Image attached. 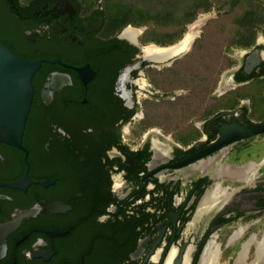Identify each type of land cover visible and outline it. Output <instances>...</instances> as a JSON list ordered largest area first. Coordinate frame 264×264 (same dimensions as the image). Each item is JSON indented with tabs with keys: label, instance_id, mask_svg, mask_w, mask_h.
Here are the masks:
<instances>
[{
	"label": "flooded vegetation",
	"instance_id": "obj_1",
	"mask_svg": "<svg viewBox=\"0 0 264 264\" xmlns=\"http://www.w3.org/2000/svg\"><path fill=\"white\" fill-rule=\"evenodd\" d=\"M130 28L125 27L117 35L110 33L102 8L89 7L82 0H0V43L19 58L57 62L44 64L33 78L34 97L23 136L24 149L0 143V264H176L180 257L181 264H201L211 244L213 251L219 246L217 263L221 264L223 248L215 234L249 218L250 214L264 212V199H260L246 208L248 211L220 215L221 212L206 218L214 211L225 209L232 194L244 188L249 189L248 194H264V188L260 187L264 181L257 183V175L250 183L243 181L246 187L241 189H230L221 183L212 185L211 179L204 176L189 185L181 181L166 182L167 177L187 169L156 172L165 165L180 162L174 161L176 148L169 163L155 170L148 167V174L141 175L142 187L135 188L128 181L127 169L132 168L133 153L143 151L148 144L153 152L159 143L153 140L133 150L124 138L123 128L137 119L139 92L161 96L142 76L152 68L161 71L164 65L143 62V50L149 44L143 41L144 32L136 29L140 32L137 35L140 48L133 46L131 41L135 38L128 31ZM115 39L134 47L137 50L134 58L128 47L112 52L109 42ZM129 60L133 62L126 64ZM89 66L94 78L85 84L83 79L87 78ZM263 66L264 63L254 73H259ZM127 69L131 70L129 75ZM116 71L119 75L114 81V95L129 111H136L128 123L125 115L116 123L111 122L110 108L104 102L99 103L109 89L107 76ZM80 102L93 113L91 123L78 120L82 111L78 109ZM226 113L206 121V139L188 150L197 147L195 154L217 142L219 133L214 142L206 145L209 135L218 132L221 122L247 124L238 113ZM218 116L221 119L214 121ZM261 137L264 136L257 138ZM153 158L156 160L154 154L151 161ZM170 158L168 152V158L160 160ZM155 179L176 191L168 209L163 191H156ZM203 179L209 184L200 196L198 183ZM147 180L150 182L146 183ZM46 183L48 186L43 185ZM101 184L107 187L104 191L110 194V199L124 204L122 209L114 203L105 208L92 207L93 194L98 191L93 187ZM217 187L226 189L227 196L213 207L202 209L206 195ZM52 205H60L63 210L51 213L48 208ZM146 205V211L155 215L148 225L153 232L145 231L134 251L125 258L120 251L105 254L103 244L111 239L106 238L105 232L98 234L99 226L108 225L112 231L110 222L115 215L122 218L121 211L125 209V215L130 218ZM101 209L105 213L99 216ZM246 230L247 227L236 231L230 244L238 242ZM236 234L239 236L233 241ZM245 244L249 247L244 264H264V260L258 263L264 259V236L260 239L253 235ZM253 251L254 259L249 262ZM212 258L209 256L208 261Z\"/></svg>",
	"mask_w": 264,
	"mask_h": 264
},
{
	"label": "rangeland",
	"instance_id": "obj_2",
	"mask_svg": "<svg viewBox=\"0 0 264 264\" xmlns=\"http://www.w3.org/2000/svg\"><path fill=\"white\" fill-rule=\"evenodd\" d=\"M82 1L87 6L102 9L106 7L105 0ZM163 1L165 0H113L114 3H126L132 5L133 8L140 7L148 11L154 9L166 15L165 8L167 6L164 5ZM188 1L186 0L185 3L187 4ZM210 1L211 9L206 12H199L194 22L185 26L176 23L177 20H174L173 16L169 20H163L162 24L149 23L142 27L126 26L141 30L144 32V37L146 35H151L150 37L159 35L163 39L184 32L183 39L192 26L197 23L200 26L198 29L199 37L185 55L173 62L164 64L160 69L161 71H158L159 68H152L144 73L142 77L146 84L155 88L157 94L161 96L139 92L137 99L140 103V109L137 119L123 128L124 138L133 150H138L144 143H152L155 140L159 143L156 148H162V151L170 153L171 158L168 160H160L161 157L156 160L153 158L148 166L151 170L169 163L175 148L188 150L201 140L206 139L204 124L213 119L219 111V99L216 93L219 85L224 79L229 82L228 78L234 74L244 59L242 58V51L252 52L257 47L258 42L264 45V27L257 28L256 45L250 49L235 44L240 30V27L235 23L236 20L251 8L259 7L264 11L263 1L260 2L261 4H256L255 0ZM183 3L179 8L184 5ZM176 13L179 14V20H182L180 10ZM200 41L203 48L197 51L196 45ZM146 44L151 45L153 42ZM212 59L217 60L213 63L211 62ZM192 67L195 70L193 69L192 74H189L191 71L187 69ZM181 70L183 71L181 72ZM219 71L221 72L218 75ZM157 81L161 83V88L156 86L155 82ZM242 148L244 151L241 150ZM156 153L159 152L153 150L154 157ZM252 163L260 166L256 182L264 181V137L249 140L238 148H229L203 161L202 164H197L167 177L166 182L181 181L189 185L199 177L204 176L211 179L212 185L221 183L230 189H241L246 187V184L241 180L243 176L239 170H245L246 166ZM200 166H203L205 170L202 171ZM229 167H231L230 172L233 171L229 178L226 180L225 177L219 179L218 174ZM194 168H197V171ZM248 217L215 234L217 241L222 244L223 248L221 264H236L244 244L250 237L258 235L262 239L264 236V212L250 214ZM246 227V233L242 238L238 242L230 244V239L234 233ZM254 254L253 251L249 262L254 259Z\"/></svg>",
	"mask_w": 264,
	"mask_h": 264
},
{
	"label": "trees",
	"instance_id": "obj_3",
	"mask_svg": "<svg viewBox=\"0 0 264 264\" xmlns=\"http://www.w3.org/2000/svg\"><path fill=\"white\" fill-rule=\"evenodd\" d=\"M16 1V0H15ZM186 0H165L164 5L167 6L165 8L166 15H164L162 12L155 11L154 9H151L150 11L145 10L143 8H133L132 5L126 4V3H114L113 0H105L104 9H102V15L105 16L107 20L108 25V31L114 35H117L120 31H122L126 26L128 25H134L136 27H142L144 25H147L149 23L153 24H162L163 20H169L173 16V19L177 20L176 23L181 25H186L194 22V20L197 17V14L201 11H209L212 7L210 0H189L188 3H185ZM264 0H255L256 4H261L260 2ZM122 2V1H121ZM170 2V3H169ZM184 2V3H183ZM184 4L182 7L179 8L181 4ZM169 4V5H168ZM93 7V6H89ZM178 10L181 12L182 20H179V14L176 13ZM184 16V17H183ZM237 26L240 27V30L238 31V36L236 39L235 44L239 47L250 49L251 47L256 45V36H257V28L264 27V11L261 10L259 7L251 8L248 11L245 12V14L238 18L235 22ZM184 32H181L179 35H172L166 38H160L159 35H156V37H150L151 35H146L143 37L144 43H150L153 42L156 45L160 47H168L171 45L176 44L178 41L182 39ZM202 41V40H201ZM201 41L196 45L197 51H200L203 46L200 44ZM203 42V41H202ZM109 45H112L113 50L112 52L116 53L117 49L121 47H128L131 50V58H134L137 50L134 47H130L127 43H123L121 41H118L117 39L112 40L109 42ZM115 48V49H114ZM262 49V48H261ZM259 49V50H261ZM110 51V50H109ZM110 51V52H111ZM118 57V54H116V58ZM190 59V58H189ZM188 60V59H187ZM217 59H212L211 62H215ZM133 60H129L126 64H131ZM196 67V66H195ZM194 67L187 69L188 71H191L189 74H192ZM183 70H181L182 72ZM221 71L218 72V75ZM199 73V72H198ZM119 75V72L116 71L115 73L108 75L110 81L108 82V90L105 92V96L99 101L104 102V104L110 108L111 117L110 121L115 123L120 119L121 115H125V123H128L131 121L135 114V110H128L124 107L123 102L118 99L114 95V81L117 79ZM264 77V66L262 70L259 73H253L252 75H248L244 67L241 68L235 75V80L237 82H245L249 81L255 78ZM156 86L161 88L160 82H155ZM254 86H251L250 89H252ZM249 87L245 88V90H248ZM208 90V89H207ZM213 90V89H212ZM209 91V90H208ZM211 92V90L209 91ZM238 93V92H237ZM251 96L253 95V92L251 91ZM235 96L236 92L233 93ZM264 90L260 91V97L262 100H264L263 97ZM232 93H228L225 96H222L218 98V104H219V110L222 108L235 107L237 104V100L232 99ZM239 97V96H238ZM254 97V95L252 96ZM231 103V104H230ZM93 104V102H92ZM80 108L82 111L79 112V118L80 121H89L90 123L94 120L93 113L89 111L88 106H83L82 102L79 103ZM93 107V106H92ZM219 112V111H218ZM209 125V124H208ZM246 127L254 128L255 124L251 121H247V124H245ZM206 130V128H205ZM218 132L214 131L209 135V140L207 141L206 145H209L210 143L214 142L217 139ZM187 145V144H185ZM197 147H194L190 150H183L176 148L175 149V160L174 161H181L187 157H190L195 151ZM84 157H88L86 154L83 155ZM153 156V152L150 150V145L148 144L146 148L138 153H133V156L131 158V169L128 170V176L127 179L130 183H132L133 187H142V176H146L148 174V164L151 162ZM122 169H126L125 166H122ZM150 182L149 180L146 181V183ZM156 185V191H163L164 193V200H165V206L168 209L173 202L174 195L176 193L175 190L171 189V186L160 184L158 180L153 181ZM209 184L207 179H203L199 181L198 186L200 190V196H202L205 192V187ZM93 189H97L98 191L93 194V203L92 207H102L108 206L109 204H118V206L121 207V209L124 207V204L119 203L116 199H110V194H105V191L107 187H104V185H100L98 187H93ZM155 198H153L154 201ZM146 206H143L139 210H137V214L134 216H131L130 218H127L125 215V209L121 211L122 218L119 214L114 216L113 221L110 222V225L112 231H110V228L107 226L98 228V234L102 235V233L105 232L106 238L111 239V242H107L103 244V249L105 254H111L113 253L112 250H115V253L123 252V257H127L129 253H132L136 247V244L139 240V238L142 236V234L145 231L153 232V229L148 228V225L150 222H152L155 219V215H152L146 211ZM104 209H101L99 212V216L103 215ZM167 214L164 215V218ZM114 222L113 224H111ZM103 228H108L104 230ZM103 229V230H102ZM140 229V230H139ZM96 232V231H95ZM94 232V233H95ZM113 234V235H112ZM110 250V251H109Z\"/></svg>",
	"mask_w": 264,
	"mask_h": 264
},
{
	"label": "water",
	"instance_id": "obj_4",
	"mask_svg": "<svg viewBox=\"0 0 264 264\" xmlns=\"http://www.w3.org/2000/svg\"><path fill=\"white\" fill-rule=\"evenodd\" d=\"M131 44L140 48L138 37L135 42L131 41ZM257 45L261 46L262 44L258 42ZM152 46L160 47L155 44H152ZM179 57H175L167 63L173 62ZM143 62L161 64V61H153L146 57L143 59ZM56 63L57 62L45 58L38 60L19 58L9 47L0 43V143L21 150L24 149L23 136L34 97V89L32 85L33 78L44 64ZM262 63H264V52L257 50L246 60L244 70L248 75H252ZM90 69L89 66L87 68V78L83 79L85 84L94 78V74ZM130 72L131 70L127 69L126 74L129 75ZM221 117L222 116L216 117L214 121H218ZM218 133L219 136L217 142L210 147L193 154L191 157L186 158L183 161L165 165L159 168L156 172L165 169L174 171L182 170L200 163L206 158H211L214 155L220 154L237 143L264 136V122L257 124L254 128L245 127L237 122H221L219 123ZM149 176H152V174H149ZM43 185L48 186L47 183ZM260 187L264 188V183L261 184ZM248 193V188L242 189L237 195L235 201L229 204L220 215L235 211H248L246 208L254 202L264 199V194ZM48 209L51 213H59L63 210L60 205H52ZM173 222L175 223L176 220L174 219ZM183 251L184 249H182V252ZM181 262L182 257L179 258L176 264H181Z\"/></svg>",
	"mask_w": 264,
	"mask_h": 264
},
{
	"label": "bare ground",
	"instance_id": "obj_5",
	"mask_svg": "<svg viewBox=\"0 0 264 264\" xmlns=\"http://www.w3.org/2000/svg\"><path fill=\"white\" fill-rule=\"evenodd\" d=\"M199 27H200L199 23H197L194 26H192L191 29L189 30V32L184 36V38L179 43H176L173 46L163 47V48L162 47H155V46H152V45L148 46L146 49L143 50L145 57L148 58V59H152L153 61H159V62L161 61V64H166L167 62L171 61L175 57H179V56H182V55L186 54L192 48L193 44L195 43V41L199 37V33H198ZM128 31L134 35L135 40L137 39V35L140 33L139 30L131 29V28L128 29ZM135 40L133 42H135ZM122 80H123V78H121V82H122ZM223 91H224V89L222 88V92ZM156 150L159 152V153L156 154V159L158 157H161L160 159H167L168 158V152L162 151V148H156ZM200 168L203 169V171L205 170V168L203 166H200ZM200 168H198V170H201ZM258 169H259V165H256L255 163H252L250 165H247L245 170L244 169L243 170H239L241 172L242 176H243V177L241 176L242 177L241 180L249 182L252 177H257ZM194 170H197V168H194ZM230 170H231V167L225 169L224 171H221L218 174V177H221V178L225 177V179H228L229 175L231 173H233V171L230 172ZM226 192H227L226 189H220L219 187H217L213 192L212 191L209 192L206 195V197L204 198V200H203V202L201 204V208L202 209H204V208L207 209V207L208 208L209 207H213L215 205V202H217L221 198H224V197L227 196L225 194ZM239 193H233L232 194V196L226 202V207L229 204H231V203H233L235 201V199H236V197H237V195ZM226 207H225V209H226ZM225 209H223L222 211H221V209L219 211L218 210L214 211L212 214H209L208 216H206V218L208 217V219H211L213 216L223 212ZM206 218H204V219H206ZM199 221H201V219H199ZM238 236L239 235L236 234V236L234 237L233 241ZM250 244H251V242H250ZM248 247H249V244H245L244 250L240 254L239 258L237 259L236 264H244L245 263V260H246V257H245L246 255L245 254L247 253V248ZM211 248H212V244H211V247L209 248V250H207V254L204 256V259H203L201 264H218L217 262H218V257H219V254H220L219 253V246L216 247L215 251L211 250ZM209 256H213V258L210 259V261H208L209 260ZM263 260L264 259H262V260L259 259L258 263H262Z\"/></svg>",
	"mask_w": 264,
	"mask_h": 264
},
{
	"label": "crops",
	"instance_id": "obj_6",
	"mask_svg": "<svg viewBox=\"0 0 264 264\" xmlns=\"http://www.w3.org/2000/svg\"><path fill=\"white\" fill-rule=\"evenodd\" d=\"M259 49H261L262 52H264V45L262 46L257 45V47L252 52L259 50ZM252 52L242 51V58L244 59L239 64L234 74H232V76L228 78V80L230 81L228 82L226 79H224V81L219 85V88L216 92L218 94V98L225 96L228 93H232V96H233L234 95L233 93L236 92L235 96H233L232 99H235V101L237 100L238 102L235 107H231L232 105H230V107L222 108L221 110H219V112H217V115H220L226 112H236L238 113L240 118L247 120V121H251L254 124H257V123L264 121V100H262L260 97V91L264 90V77L261 76L259 78H255V79L245 81V82H237L235 80L236 73L241 68L244 67L245 60L247 59L248 55ZM251 86H254V87L250 89ZM247 87H249V89L245 90V88ZM222 88L224 89L223 92H222ZM251 91L253 92L254 97H252L253 95L251 96L252 94ZM263 97H264V94H263ZM242 144H245V141L240 142L234 145L233 147L238 148ZM241 150L244 151V148H242ZM242 161L244 160L242 159Z\"/></svg>",
	"mask_w": 264,
	"mask_h": 264
}]
</instances>
